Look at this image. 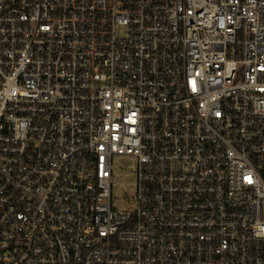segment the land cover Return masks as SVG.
<instances>
[{"label": "built area", "instance_id": "obj_1", "mask_svg": "<svg viewBox=\"0 0 264 264\" xmlns=\"http://www.w3.org/2000/svg\"><path fill=\"white\" fill-rule=\"evenodd\" d=\"M0 264H264V0H0Z\"/></svg>", "mask_w": 264, "mask_h": 264}, {"label": "rangeland", "instance_id": "obj_2", "mask_svg": "<svg viewBox=\"0 0 264 264\" xmlns=\"http://www.w3.org/2000/svg\"><path fill=\"white\" fill-rule=\"evenodd\" d=\"M121 163L127 167L130 165V162L126 159L122 160ZM131 180H132V177L126 176V175H123L119 178V182L122 183L123 186H118L114 190L115 197L118 198V200L115 203L117 207L122 208L126 205L125 200H124L126 193L128 194L132 193V187L130 184Z\"/></svg>", "mask_w": 264, "mask_h": 264}]
</instances>
